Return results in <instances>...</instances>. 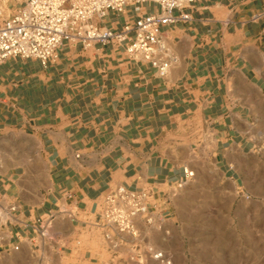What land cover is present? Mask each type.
Instances as JSON below:
<instances>
[{"label":"crops","instance_id":"crops-1","mask_svg":"<svg viewBox=\"0 0 264 264\" xmlns=\"http://www.w3.org/2000/svg\"><path fill=\"white\" fill-rule=\"evenodd\" d=\"M20 5L6 0L4 15ZM140 8L101 24L119 30L158 9ZM262 11L264 0H195L189 20L162 28L176 58L163 77L115 45L65 43L45 65L0 63V199L15 207L3 210L0 264H115L129 236L106 241L96 225L106 193L166 195L168 215L193 143L222 170L231 149L250 150L264 98Z\"/></svg>","mask_w":264,"mask_h":264},{"label":"rangeland","instance_id":"rangeland-1","mask_svg":"<svg viewBox=\"0 0 264 264\" xmlns=\"http://www.w3.org/2000/svg\"><path fill=\"white\" fill-rule=\"evenodd\" d=\"M255 121L253 147L231 149L223 170L193 143L191 168L171 189V213L139 223L115 264H264V98ZM4 221L0 210V236Z\"/></svg>","mask_w":264,"mask_h":264},{"label":"built area","instance_id":"built-area-1","mask_svg":"<svg viewBox=\"0 0 264 264\" xmlns=\"http://www.w3.org/2000/svg\"><path fill=\"white\" fill-rule=\"evenodd\" d=\"M5 1L0 0V63L19 57L35 58L45 65L55 59L65 43L83 48L115 45L123 46L129 58L150 64L163 77L176 58L161 35L162 28L178 20H189L183 10L195 0H18L21 5L7 16ZM146 2L156 4L158 9L124 22L119 30L101 24L109 12L123 13L128 6L138 11ZM175 10L180 13L174 14ZM263 15L264 11L257 17ZM166 202V195L119 186L101 198L96 225L106 241L120 234L136 237L139 223L153 225L161 221V204ZM14 208H3L0 199L2 212ZM39 233L44 235V230ZM154 257L162 259V254L158 252Z\"/></svg>","mask_w":264,"mask_h":264}]
</instances>
